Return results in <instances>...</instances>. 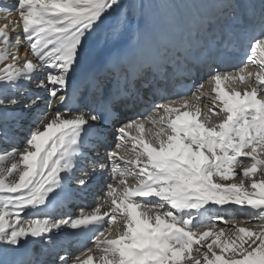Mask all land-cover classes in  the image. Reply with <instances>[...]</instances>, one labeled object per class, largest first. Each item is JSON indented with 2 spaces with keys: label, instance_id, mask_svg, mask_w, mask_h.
Listing matches in <instances>:
<instances>
[{
  "label": "snow or ice",
  "instance_id": "obj_1",
  "mask_svg": "<svg viewBox=\"0 0 264 264\" xmlns=\"http://www.w3.org/2000/svg\"><path fill=\"white\" fill-rule=\"evenodd\" d=\"M119 7V0H15L3 9L0 110L36 111L22 140L0 128L16 145L0 147V254L32 241L51 257L37 264H264V27L242 58L207 65L206 80L190 77L150 115L144 108L130 117L140 89L113 91L101 80L97 103L77 96L79 80L91 75L81 71L87 37ZM93 177L95 207L73 214L70 185L83 196ZM66 229L79 246L93 245L86 260L63 246Z\"/></svg>",
  "mask_w": 264,
  "mask_h": 264
},
{
  "label": "bare ground",
  "instance_id": "obj_2",
  "mask_svg": "<svg viewBox=\"0 0 264 264\" xmlns=\"http://www.w3.org/2000/svg\"><path fill=\"white\" fill-rule=\"evenodd\" d=\"M254 3L255 0H239L238 3L235 0H119L120 7L109 12L88 35L87 48L90 59L88 63L82 66L81 71L89 72L93 66L99 68L105 52L110 47H116L119 38L123 36L125 38L124 52L127 55L128 65L122 66L117 71L116 68L111 71L109 69L106 71L100 70L96 82L106 80V84L110 82V86H117L122 81V89L125 86L131 89H140L143 93V100L127 115L131 117L133 112H138L144 108H149V111L145 112L144 115H150L151 105L160 103V100L153 99L158 96L159 92L173 93L178 77L185 80L194 77L197 82L201 77L207 79L206 66L210 64L207 53H212L213 57L220 59H223L221 55L226 54L224 56H227V54L233 53V50H225L223 54V45L228 39L239 41L247 37L242 27L244 6L251 9V17L257 15L261 18V14L256 10L257 6ZM4 16L5 12H0V24L6 23V20L3 19ZM110 20L113 21L107 25ZM209 23L214 25L213 29L208 28ZM196 24L199 25V29H197ZM254 29L256 33L261 30ZM117 35H119L118 39L116 38ZM171 40L177 42L172 44L174 52L170 49L172 45L169 42ZM247 41L249 42V40ZM158 58L165 61L163 68L157 64ZM196 59L201 62L199 73L194 70L197 68L194 63ZM178 64H180L179 72H177ZM192 70H194L193 74L191 73ZM167 71L170 77V89L164 90ZM128 78L130 80L126 82ZM97 83L92 89L93 93H95ZM205 87L210 88L211 85L206 83ZM152 88L155 94L152 93ZM11 94L10 92L9 95ZM92 97L93 95H91ZM53 103L55 104V102ZM203 104L208 105L209 101L205 99ZM38 107L43 108L44 103L40 102ZM18 109L20 108L8 110L10 113H14ZM205 110L207 109L205 108ZM34 112L26 118L28 119L25 121L28 124L27 126H29V121ZM20 115L23 116L24 114L20 113ZM17 125L14 127L21 126V124ZM20 128L22 132L23 127ZM17 134V137L24 136V133ZM132 134H137L134 129ZM6 145L9 144L6 143ZM14 146L16 145L13 143ZM99 155L103 156L104 153ZM105 176H107V173H105ZM95 189V197L84 205L85 211L95 207L97 196L101 194L99 187ZM236 216L242 215L236 214ZM221 226L223 225L221 224ZM77 245V241L72 242L73 247L69 251L71 257L79 256L81 260H86L87 249L93 247V245L90 242L82 247ZM17 252L18 250H16ZM91 254L94 260L98 262L100 252L94 251ZM44 255L42 253L38 258Z\"/></svg>",
  "mask_w": 264,
  "mask_h": 264
},
{
  "label": "rangeland",
  "instance_id": "obj_3",
  "mask_svg": "<svg viewBox=\"0 0 264 264\" xmlns=\"http://www.w3.org/2000/svg\"><path fill=\"white\" fill-rule=\"evenodd\" d=\"M14 3H15V0H0V12H2L4 8L14 5ZM13 15H14V13H13ZM20 124H21V126L20 125L19 126L22 127L23 126L22 123H20ZM20 127H18L19 129L14 128V130H12V135L13 134L18 135L17 133H24L25 134L27 132V130L25 129L26 127L23 128L22 132L20 130L21 129ZM15 138L19 141V140H22L23 136H20V137L16 136ZM6 143H8L9 145H6ZM0 147L10 148V147H13V143L11 141H8V140H3L2 142H0Z\"/></svg>",
  "mask_w": 264,
  "mask_h": 264
}]
</instances>
